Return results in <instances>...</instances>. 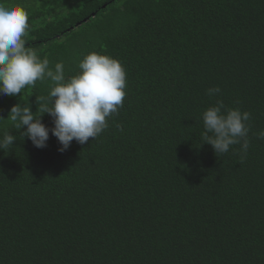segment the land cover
Segmentation results:
<instances>
[{
	"label": "trees",
	"instance_id": "1",
	"mask_svg": "<svg viewBox=\"0 0 264 264\" xmlns=\"http://www.w3.org/2000/svg\"><path fill=\"white\" fill-rule=\"evenodd\" d=\"M3 2L28 11L26 46L66 79L89 52L118 59L126 95L63 152L7 119L17 102L35 112L49 81L0 95V137L15 136L0 149V264H264V0ZM218 100L251 113L243 159L202 143Z\"/></svg>",
	"mask_w": 264,
	"mask_h": 264
},
{
	"label": "clouds",
	"instance_id": "2",
	"mask_svg": "<svg viewBox=\"0 0 264 264\" xmlns=\"http://www.w3.org/2000/svg\"><path fill=\"white\" fill-rule=\"evenodd\" d=\"M28 18L23 6L0 0V95L20 97L27 86L49 81L48 96L38 98L35 112L29 103L17 102L7 119L37 148L46 147L51 132L59 142L58 151L63 152L73 140L83 145L108 127V118L123 106L126 71L118 59L93 51L78 61L79 72L66 79L63 62L51 66L48 58L41 59L26 46ZM220 91L217 86L207 89V94L215 96ZM44 114L52 118L51 128L42 122ZM250 118V112L228 108L218 100L202 113V143L210 144L217 156L240 144L245 158L250 147ZM256 135L264 139V130ZM14 141L12 133H5L0 137V149L5 151Z\"/></svg>",
	"mask_w": 264,
	"mask_h": 264
}]
</instances>
